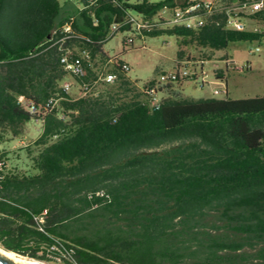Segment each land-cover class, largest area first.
Segmentation results:
<instances>
[{
    "label": "trees",
    "instance_id": "16d2710c",
    "mask_svg": "<svg viewBox=\"0 0 264 264\" xmlns=\"http://www.w3.org/2000/svg\"><path fill=\"white\" fill-rule=\"evenodd\" d=\"M196 1L78 0L60 17V0H0V143L42 125L22 166L0 150V247L47 264H264V96H180L173 85L193 74L166 83L155 108L103 49L120 31L213 49L264 41L228 27L226 9L194 27L164 16ZM130 16L155 25L138 30ZM68 48L84 76L65 69ZM108 72L116 81L91 91ZM69 74L83 95L65 91Z\"/></svg>",
    "mask_w": 264,
    "mask_h": 264
},
{
    "label": "rangeland",
    "instance_id": "374dc122",
    "mask_svg": "<svg viewBox=\"0 0 264 264\" xmlns=\"http://www.w3.org/2000/svg\"><path fill=\"white\" fill-rule=\"evenodd\" d=\"M60 2L63 6L60 17H66L74 8L80 7L78 0H60ZM208 2L215 6V0ZM217 5L235 9V12L239 11L238 14L246 22L247 29L264 30V2L260 16L256 12L238 8L246 7L247 2L240 4L235 0H218ZM201 14L202 10L193 12V15ZM171 15L168 12L164 13L166 19H171ZM124 38L133 39V44L125 45ZM104 48L109 57L117 56L130 65L131 69L127 75L134 85L137 84V88H141L153 77L157 78L160 72L189 66L195 71L197 79L184 80L173 85L172 88L180 96L200 98L213 95L217 98L228 96L234 99L264 96V41L232 42L227 48L213 49L199 46L180 35L137 36L132 31H120L106 43ZM203 69H205V77L202 76ZM219 70L222 71L221 75ZM203 77L206 81L201 86L197 80ZM213 79L223 81L227 93L216 91L215 94L213 91L216 86L212 82ZM64 83L71 84L69 93L73 97L84 94L83 87L75 92L77 88L74 85L78 83L74 76L67 75ZM107 86L108 84L99 80L91 91L104 90ZM161 86L160 97L170 89L165 84ZM109 87L114 88L112 85ZM41 132L42 125L39 122H29L25 125L21 136L0 143V150L7 154L13 166H22L25 158L23 148L32 143Z\"/></svg>",
    "mask_w": 264,
    "mask_h": 264
},
{
    "label": "built area",
    "instance_id": "2783aa9c",
    "mask_svg": "<svg viewBox=\"0 0 264 264\" xmlns=\"http://www.w3.org/2000/svg\"><path fill=\"white\" fill-rule=\"evenodd\" d=\"M217 1L215 0V6H208V0H199L191 4L185 9H176L175 13L173 14L172 18L170 19V23L172 24H180L185 25L187 27H194L197 25H201L202 23V14L201 15H193V8L194 7H202V13L203 14H213L220 9H226L228 13V22L227 25L230 28L236 29V30H245L247 29L246 22L239 16L238 12H235V9L229 8V7H221L217 5ZM263 0H254V1H247L246 7H238L241 10H250L251 12H258L263 7ZM127 22H130L135 28L138 30L143 28H151L155 23H149L148 21H144L142 19H139L135 16H130L129 20ZM113 31L115 32L117 29V25L113 27ZM66 32H71V25L67 24L65 27ZM127 45L132 43V39L126 40ZM257 50L259 47L256 48ZM87 50H83L82 54L88 59ZM61 62L64 64V67L66 70L70 71L76 76H84L86 73L85 64L82 56H78L74 53L72 48H68L62 53L61 56ZM122 68L127 73L130 71L131 67L128 63L124 62L122 63ZM193 74H195V71L190 68L189 66H181L178 67L175 70L169 71V72H160L158 77L156 78V84L150 85L148 87L141 86V90L145 92V94L148 96L150 104L152 107H159L160 106V91L158 90L159 86L169 83V82H176L179 79L185 78V77H191ZM117 75L115 72H108L105 75H102L99 79L105 81L106 83H113L116 81ZM199 84L202 86L206 81V79L203 77L201 80H197ZM88 84L85 85L87 87ZM219 88L220 91H223L227 93V87L224 85L223 81L219 82ZM71 88L70 83L64 84V89L66 92H69ZM219 91V90H217ZM216 93V91H214ZM86 93V92H85ZM18 102L22 104L31 114H39L42 112V108L36 105L32 100H28L25 98L24 95H20L18 98ZM59 102V98L57 97H51L47 100L45 104V109L53 108L57 106ZM40 220H43L40 218ZM109 264H123L121 262L111 261Z\"/></svg>",
    "mask_w": 264,
    "mask_h": 264
},
{
    "label": "bare ground",
    "instance_id": "6f19581e",
    "mask_svg": "<svg viewBox=\"0 0 264 264\" xmlns=\"http://www.w3.org/2000/svg\"><path fill=\"white\" fill-rule=\"evenodd\" d=\"M208 6H212V4L208 2ZM197 10H202V7L193 8V12ZM0 254L5 259L12 260L13 262H16L18 264H47L37 259L28 258L22 255L16 254L15 252L6 250L4 248H0Z\"/></svg>",
    "mask_w": 264,
    "mask_h": 264
},
{
    "label": "crops",
    "instance_id": "0c3cea01",
    "mask_svg": "<svg viewBox=\"0 0 264 264\" xmlns=\"http://www.w3.org/2000/svg\"><path fill=\"white\" fill-rule=\"evenodd\" d=\"M106 45V44H105ZM104 45V46H105ZM103 49H104V51L106 52V53H108L106 50H105V48L103 47ZM219 75H221V73H222V71L221 70H219ZM203 75L202 76H204V74H205V69H203V73H202ZM206 76V75H205ZM204 76V77H205ZM213 84L216 86L215 87V89H214V91H217V90H219L220 91V89H217V88H219V80H217V79H213ZM212 85V84H211ZM77 89H76V91L75 92H77V91H79L80 90V87H82L79 83L77 84V85H74ZM73 87V86H72ZM210 89V88H209ZM213 91V92H214ZM216 94V93H215ZM213 96V95H212ZM79 97V96H78ZM206 97H211V95L210 96H206ZM26 257V256H25Z\"/></svg>",
    "mask_w": 264,
    "mask_h": 264
},
{
    "label": "water",
    "instance_id": "95a60500",
    "mask_svg": "<svg viewBox=\"0 0 264 264\" xmlns=\"http://www.w3.org/2000/svg\"><path fill=\"white\" fill-rule=\"evenodd\" d=\"M16 253V252H15ZM16 254H19V253H16ZM21 255V254H19ZM23 256V255H22ZM0 264H18L16 262H13L12 260H8V259H5L4 257H2V255L0 254Z\"/></svg>",
    "mask_w": 264,
    "mask_h": 264
}]
</instances>
